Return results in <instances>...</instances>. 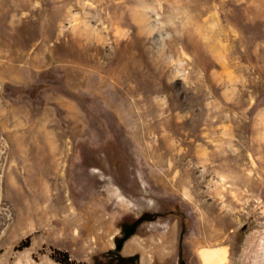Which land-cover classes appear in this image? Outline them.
<instances>
[{
    "label": "rangeland",
    "instance_id": "obj_1",
    "mask_svg": "<svg viewBox=\"0 0 264 264\" xmlns=\"http://www.w3.org/2000/svg\"><path fill=\"white\" fill-rule=\"evenodd\" d=\"M0 264H264V0H0Z\"/></svg>",
    "mask_w": 264,
    "mask_h": 264
},
{
    "label": "trees",
    "instance_id": "obj_2",
    "mask_svg": "<svg viewBox=\"0 0 264 264\" xmlns=\"http://www.w3.org/2000/svg\"><path fill=\"white\" fill-rule=\"evenodd\" d=\"M123 231L125 232V234H126V228H123ZM123 260H125V259H123Z\"/></svg>",
    "mask_w": 264,
    "mask_h": 264
},
{
    "label": "crops",
    "instance_id": "obj_3",
    "mask_svg": "<svg viewBox=\"0 0 264 264\" xmlns=\"http://www.w3.org/2000/svg\"><path fill=\"white\" fill-rule=\"evenodd\" d=\"M125 252H128V250H126V246H125V250H124ZM143 260H144V257H143Z\"/></svg>",
    "mask_w": 264,
    "mask_h": 264
}]
</instances>
